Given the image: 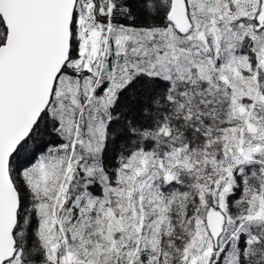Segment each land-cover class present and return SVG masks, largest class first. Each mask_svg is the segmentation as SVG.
<instances>
[{
    "label": "snow or ice",
    "instance_id": "obj_1",
    "mask_svg": "<svg viewBox=\"0 0 264 264\" xmlns=\"http://www.w3.org/2000/svg\"><path fill=\"white\" fill-rule=\"evenodd\" d=\"M0 264H264V0H0Z\"/></svg>",
    "mask_w": 264,
    "mask_h": 264
}]
</instances>
